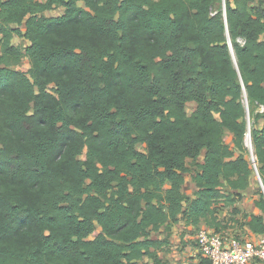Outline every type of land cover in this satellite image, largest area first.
Here are the masks:
<instances>
[{
  "label": "trees",
  "instance_id": "obj_1",
  "mask_svg": "<svg viewBox=\"0 0 264 264\" xmlns=\"http://www.w3.org/2000/svg\"><path fill=\"white\" fill-rule=\"evenodd\" d=\"M216 1L0 0V264H162L151 232L212 226L249 187L244 91L264 189V0Z\"/></svg>",
  "mask_w": 264,
  "mask_h": 264
},
{
  "label": "crops",
  "instance_id": "obj_2",
  "mask_svg": "<svg viewBox=\"0 0 264 264\" xmlns=\"http://www.w3.org/2000/svg\"><path fill=\"white\" fill-rule=\"evenodd\" d=\"M224 133L230 134L226 130ZM203 157H204V152L202 156L198 157L197 162L202 163ZM250 188H251V184L249 182V187L241 192L242 197L240 199H237L232 204L226 203L225 198H221L217 201L215 205L216 219L214 223V225L216 224V227L214 225L212 226L208 225L207 222L204 220L200 221L196 226L187 225L182 219L170 225L168 230H165L164 226L160 227V229L156 231V233L158 234V236H156V239H163L165 237L168 238V244L164 248L158 249L156 251V254L160 258L162 264H189L190 261H192L194 264H201L200 262L201 259H205V258L202 257L197 258L195 256L196 250L194 248L193 241L195 240L196 237L195 232L197 230L199 231L202 228L212 232L217 231L218 233H221L223 236L226 237L231 235L241 236L240 237L241 240H245L243 239V236L245 234L249 235L252 239H256L258 236H260L259 234H255L251 232L247 226V221L249 219V216L262 215V211L255 204V200L259 198V195L254 194L253 199L248 204L245 203L243 204V201L241 202L247 190H249ZM195 190L196 187L194 191ZM221 190L223 193L240 192V191L230 190L225 187H222ZM194 191L189 198L194 197ZM234 210L237 211L235 212ZM227 212H229V214H227ZM245 214L248 215V217H244ZM238 223L239 224L243 223V226L237 225ZM191 257L192 259L190 260ZM144 259L149 264H153L151 259H148L146 257Z\"/></svg>",
  "mask_w": 264,
  "mask_h": 264
},
{
  "label": "rangeland",
  "instance_id": "obj_3",
  "mask_svg": "<svg viewBox=\"0 0 264 264\" xmlns=\"http://www.w3.org/2000/svg\"><path fill=\"white\" fill-rule=\"evenodd\" d=\"M39 1H45V0H39ZM79 6H84L83 5V2H78ZM223 5H224V0H217L214 4V10H222L223 11ZM257 4H253V6H256ZM64 11V9L62 7H55V8H52L50 10H47L45 12L42 13V15L44 16H58L60 14H62ZM12 44L13 45H16V46H20V47H24L28 44V41L22 37H18V36H14L12 38ZM30 67V64H29V60L27 57H23L20 61V63L17 65V66H13L12 68L13 69H16V70H20V71H23V72H27L28 69ZM243 103L245 105V107L247 108V123L249 125V129L253 126H259L261 125V121H258V122H255L254 123V119H253V116L256 112H260L262 110V108L260 106H255V105H252L249 107V104L246 100H243ZM195 108V103L194 102H188L186 104V111L188 113H190L193 109ZM252 113L251 117H250V114L249 113ZM217 116V115H216ZM247 135V134H246ZM246 138V137H245ZM223 139L226 143L229 144V146L233 147V144H232V135L228 134V133H224V136H223ZM137 149L140 150V151H143V147L141 144H137ZM204 151H202L200 153L199 156H202ZM249 152V150H248ZM249 156H250V152H249ZM80 159H84L85 158V151L83 152V155L79 157ZM250 162H251V168H252V174H251V177H250V184H251V188L249 190H247L246 194L244 195V197L242 198L241 202L243 201V204H248L250 203V201L253 199V195L257 194L258 195V192L259 190H262V187H261V183H260V180L257 176V173H256V164H254L252 162V159H250ZM187 164H188V168H189V171L187 173L184 174V184H183V192L185 193V195H187L188 197L191 196V194H193V191L195 189L194 187V183L192 181V175L194 172H196L198 169L196 166L192 165L190 161H187ZM227 214H229V212H227ZM243 222V221H242ZM239 226H243V223L241 224H237ZM100 231V228L98 226H96V229L94 231L93 234L90 235L89 238H93L95 237V235H97ZM198 231V230H197ZM197 231L195 232L197 234ZM155 232V233H153ZM151 232V236L152 237H155L158 236V234L156 233V231H153ZM195 234V235H196ZM194 235V236H195ZM228 237H235L237 239H241L240 237L241 236H235V235H231V236H228ZM243 239L245 240H248V239H252L249 235H244L243 236ZM194 242V243H193ZM192 243L194 245V248L196 250V254L195 256L197 258L201 257L200 253L198 252L197 250V245H196V240H194ZM192 259V257L190 258V260ZM189 264H194L192 261H190ZM249 264H264V262L258 260V259H254L252 260Z\"/></svg>",
  "mask_w": 264,
  "mask_h": 264
},
{
  "label": "built area",
  "instance_id": "obj_4",
  "mask_svg": "<svg viewBox=\"0 0 264 264\" xmlns=\"http://www.w3.org/2000/svg\"><path fill=\"white\" fill-rule=\"evenodd\" d=\"M195 240L201 257L210 264H249L254 259L264 262V234L241 240L202 228Z\"/></svg>",
  "mask_w": 264,
  "mask_h": 264
},
{
  "label": "water",
  "instance_id": "obj_5",
  "mask_svg": "<svg viewBox=\"0 0 264 264\" xmlns=\"http://www.w3.org/2000/svg\"><path fill=\"white\" fill-rule=\"evenodd\" d=\"M222 13H223V16L225 18V7H224V5H223V11H222ZM227 44H228L229 51H230V54H231L232 63L234 65V67L236 68V70L238 72V75H239V69H238V66H237V62H236V59H235V56H234V52H233V47H232V44L230 42L229 37H228ZM244 100H246V93H245V91H244ZM247 126H248V131H247V135H246V146H247V148H248V150L250 152V159H252V162L255 164V159L253 158L254 154H253V149H252V145H251V137H250V131H249V125H248V123H247ZM255 170H256L257 176H258V178L260 180L262 190L264 192L263 185H262V181H261V178L259 176V173H258L257 169H255Z\"/></svg>",
  "mask_w": 264,
  "mask_h": 264
},
{
  "label": "bare ground",
  "instance_id": "obj_6",
  "mask_svg": "<svg viewBox=\"0 0 264 264\" xmlns=\"http://www.w3.org/2000/svg\"><path fill=\"white\" fill-rule=\"evenodd\" d=\"M253 158H254V156H253Z\"/></svg>",
  "mask_w": 264,
  "mask_h": 264
}]
</instances>
